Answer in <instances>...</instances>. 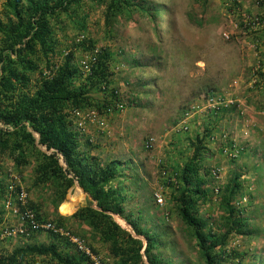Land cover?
Masks as SVG:
<instances>
[{"label": "rangeland", "instance_id": "374dc122", "mask_svg": "<svg viewBox=\"0 0 264 264\" xmlns=\"http://www.w3.org/2000/svg\"><path fill=\"white\" fill-rule=\"evenodd\" d=\"M148 1L164 8L160 17L137 11L109 12V1L104 0L100 4L84 1L51 22L57 53L65 55L72 45L76 47L71 50L73 66L82 74V80L75 83L78 88L86 82L100 50L112 54L107 89L100 87L89 94L92 102L104 104L102 110H66L80 149L86 150L88 140L96 147L90 154L101 163L118 160L125 165L120 180L127 198L124 210L133 211L136 218L137 210L143 209L144 220H159L170 230L165 238L170 244L159 248L162 255L172 264H204L173 202L177 196L174 184L193 156V142L200 137L209 150L203 159L211 170L206 181L211 199L200 205L199 214L218 231L220 189L239 177L245 191L243 197L235 198V206L247 215L254 214L253 223L260 232L250 241L232 238L228 247L245 254L236 264H264V90L255 86L264 63V0ZM110 20L114 22L106 26ZM89 39L94 49L88 47ZM148 44L159 56L146 50ZM54 59L61 63V54ZM133 60L144 67L133 68ZM40 70L47 74L44 64ZM38 77L32 75V82ZM34 158L17 168L8 157H0V180L7 190L19 187L22 198L40 204L50 222L62 216L58 224L75 235L86 251L92 245L98 261L115 264L104 245L90 241L89 229L70 218L82 208L95 209L94 203L76 184L61 203H54L57 196L51 185L32 186ZM8 196L0 200V251L50 243L52 237L47 233L30 240L18 237L22 222L12 199H4ZM112 219L142 240L134 236L123 217ZM59 246L63 253L81 256L71 246ZM81 264H87L86 260Z\"/></svg>", "mask_w": 264, "mask_h": 264}, {"label": "trees", "instance_id": "16d2710c", "mask_svg": "<svg viewBox=\"0 0 264 264\" xmlns=\"http://www.w3.org/2000/svg\"><path fill=\"white\" fill-rule=\"evenodd\" d=\"M84 1L100 4L104 0H4L0 13L4 17L0 20V157L6 156L17 168H23L29 164L27 159L34 156L36 166L32 186L51 185L57 196L54 203H61L67 191L77 183L94 203L95 209L82 208L70 218L89 229L90 241L104 245L115 264H172L167 256L159 252L162 245L170 244L165 240L171 233L166 231L170 230L159 220H144L143 209L137 210L136 218L133 211L124 210L127 198L123 195L120 180L125 165L118 160L101 163L99 158L90 154L96 147L88 140L86 150H81L79 136L71 127L66 110L95 108L100 112L104 104L92 102L89 94L93 89L100 90V87L107 89L108 79L112 77L109 71L112 54L108 49H101L90 64L86 82L78 88L75 83L82 80V74L73 66L75 57L71 49L76 48L75 45L65 55L56 51L58 41L54 39L51 22ZM108 1L107 11L113 13L137 11L155 18L165 11L148 0ZM113 22L110 20L106 26H111ZM87 43L90 49H94V41L89 39ZM146 50L157 54L152 44H148ZM59 54L62 56L61 63L54 59ZM137 63L133 60L131 66L144 67ZM41 64L45 65L47 74H42ZM32 75L39 76L35 82H32ZM255 86L264 90V63L257 72ZM35 136H38L37 141ZM192 148L193 156L183 166L174 184L177 196L173 202L177 215L194 236L196 252L204 264L241 262L245 254L235 248L230 249V240L242 237L250 241L257 238L256 234L260 232L253 223L254 214L247 215L235 206V198L244 195L243 184L239 177H234L220 189V227L214 231L207 219L200 215L199 209L211 199V192L206 188L211 170L203 159L209 150L200 137H196ZM7 189V185L0 180V200L8 193L9 196L4 199H12L22 222L18 237L30 240L47 233L52 241L48 244L18 245L9 252L0 251V264H81L85 260L90 263L88 257L80 252L76 251L81 254L79 258L63 253L59 244L63 248L71 246L66 238L40 228L34 229L32 222L39 226L51 220L44 218L40 204L19 199L22 193L19 187ZM112 215L123 217L134 236L142 240L120 228ZM62 221L63 217L59 216L56 223L61 224ZM89 247L95 255L96 250L92 245Z\"/></svg>", "mask_w": 264, "mask_h": 264}, {"label": "built area", "instance_id": "2783aa9c", "mask_svg": "<svg viewBox=\"0 0 264 264\" xmlns=\"http://www.w3.org/2000/svg\"><path fill=\"white\" fill-rule=\"evenodd\" d=\"M19 199L24 200L22 198V195H20ZM31 224L33 225L34 229L40 228L44 231L53 232L61 236H66L69 238V241L77 247L78 250L85 251L84 247L82 246L81 242H79L78 239L74 237H69L67 233H65L60 228H57L55 225H53V223L47 222L46 224H42L39 226L36 225L34 222H32ZM85 252L87 253L86 256L89 258L90 264H102L100 261L96 259V257H93L88 251H85Z\"/></svg>", "mask_w": 264, "mask_h": 264}, {"label": "clouds", "instance_id": "9594fccd", "mask_svg": "<svg viewBox=\"0 0 264 264\" xmlns=\"http://www.w3.org/2000/svg\"><path fill=\"white\" fill-rule=\"evenodd\" d=\"M51 223H53V222H51ZM53 225H55L57 228H60L61 230H63L65 233L68 234L69 237L77 238L75 235L71 234L68 230L64 229L62 226L58 225L57 223H53ZM62 237L66 238V240L71 244V247H73L77 252H80L81 254H84V255L86 256L87 253L85 252V251H86L85 249H86L87 247H84V250H85V251L78 250L77 247L69 241V238H68V237H66V236H62ZM79 242H80V240H79ZM89 253H90L93 257H96L94 254H92V252H90V250H89ZM86 257H87V256H86ZM96 258H97V257H96ZM88 259H89V258H88ZM87 264H90V263L87 262Z\"/></svg>", "mask_w": 264, "mask_h": 264}, {"label": "water", "instance_id": "95a60500", "mask_svg": "<svg viewBox=\"0 0 264 264\" xmlns=\"http://www.w3.org/2000/svg\"><path fill=\"white\" fill-rule=\"evenodd\" d=\"M37 140H38V136H37ZM48 153H50V152H48ZM75 184L77 185V187H79L77 183H75ZM79 188H80V187H79ZM82 192H83V191H82ZM113 216H115V215H112V217H113Z\"/></svg>", "mask_w": 264, "mask_h": 264}]
</instances>
